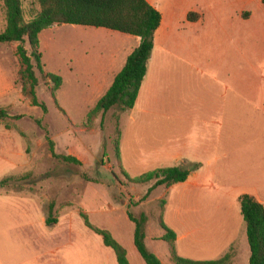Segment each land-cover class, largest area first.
Returning a JSON list of instances; mask_svg holds the SVG:
<instances>
[{
	"label": "rangeland",
	"instance_id": "374dc122",
	"mask_svg": "<svg viewBox=\"0 0 264 264\" xmlns=\"http://www.w3.org/2000/svg\"><path fill=\"white\" fill-rule=\"evenodd\" d=\"M233 2L224 3L227 15L234 13ZM241 2L246 10L243 18L248 19L251 13L256 24H231L224 30L200 26L180 29L175 53L179 58H174L180 67L167 71L166 83L162 79L151 92L149 112L135 115L133 120L121 107L103 117L99 114L92 121L88 119V113L112 83V58L133 45L125 43L121 33L73 25L52 26L40 33L44 73L58 76L62 83L52 95L53 83L35 71L37 100L45 105L46 114L32 106L22 92L17 44H0V108L10 116L0 120V264H117L113 251L84 226L80 214H85L94 228L109 231L128 252L130 264H145L133 245L134 224L126 212L134 217L144 214L147 234L156 236L163 233L158 225L161 215L169 227L176 212L188 214L192 208L190 201L183 203L179 187L169 193L165 188H156L141 201L154 182L130 181L151 169L147 163L165 145L164 137L159 140L162 133L165 137L176 134L177 144L198 156L221 192L256 188L264 196L263 114L250 106L238 109L236 120L223 129L229 139L216 143L211 139L213 127L205 123L209 76L195 69V64H202L200 60H192L190 68L191 55L196 53L217 55L221 48L230 55L241 53L242 48L234 46L238 37L244 38L246 63L245 69L241 64L240 74L247 95H253L255 87L264 90V81L254 84L261 67L264 69V59L259 60L264 58V28L258 27L264 21V7L248 0ZM23 10L29 19L39 10L36 0H23ZM4 28L0 0V32ZM218 31L222 33L218 35ZM219 37L227 39V48L225 44H212ZM197 38L204 44L196 43ZM206 38L210 39L208 46ZM24 47L29 51L27 44ZM229 60L230 69L235 70L232 58L227 65ZM217 84L213 81L210 85H216L212 88L214 100L220 95ZM197 103L204 108L196 107ZM15 116L23 118L15 120ZM191 119L198 122L191 124ZM177 127L179 130L173 134ZM49 141L57 155L71 156L80 165L53 158ZM193 143L198 145L197 150ZM216 152L224 156L218 162L214 160ZM208 159L211 166H206ZM221 196L203 191L198 196L204 201L200 216L211 215L216 207L211 200ZM165 203L169 209L163 211ZM47 218L52 221L49 226L44 223ZM146 246L149 251L154 247L148 240Z\"/></svg>",
	"mask_w": 264,
	"mask_h": 264
},
{
	"label": "crops",
	"instance_id": "0c3cea01",
	"mask_svg": "<svg viewBox=\"0 0 264 264\" xmlns=\"http://www.w3.org/2000/svg\"><path fill=\"white\" fill-rule=\"evenodd\" d=\"M146 1L160 13L161 23L153 38V50L147 63L146 75L143 79L137 100L133 109L126 111L127 114H125L129 115L132 120L135 115L147 114L149 112L148 101L152 98V90L166 79L167 71L169 69L180 67V64L176 65L174 58H179V55L175 53L177 50V39L181 36L180 29H182V27L200 26L206 29L224 30L231 24H256L251 20L253 18L251 17V13L248 19L243 18L242 14L246 10L244 9V3L241 2V0H234L232 5L234 13L232 15H227V13H225L228 6L224 3L227 0ZM259 1L260 3L248 0V2L252 4L258 3L263 8L264 5L261 3V0ZM189 14L197 15L196 19L189 21ZM259 26L264 28V21L258 23V27ZM220 33L222 32L218 31V35H220ZM121 39L125 43H133V45H131L129 49H124L121 55L117 54L112 58L110 65L112 82L114 77L124 67L127 57L140 44L139 38L129 35H124ZM219 39L220 40L213 39L212 44H220L221 47L225 44V48H227V39H223V37H219ZM244 40V38L241 39L238 37V43L234 46L237 50L242 48L241 53L238 52V54L230 55L227 52H224V48H221V52L217 55L211 53H196V55H191L190 58L191 63L192 60H200L202 64L200 66L195 64V66H197L195 69L205 74L206 77L209 76V87H207V95L209 99L204 105L207 115L205 123L206 125L213 127V136H211V139L215 140L216 143H222L229 139V137L223 133V129L225 125L236 120L235 115L238 109L244 110L246 109V106H250L259 110L264 116V90L255 87L253 95H247V85L244 84L243 74H240L241 64L242 68L245 69L246 63V57L243 54L245 45ZM195 41L196 43L200 41L201 44H204L201 38H197ZM208 45H210V39L206 38V46ZM230 58L233 59L232 64L234 65L235 70L230 69V60L229 65H227L228 59ZM170 59H173V62ZM262 59L264 58L259 60L262 61ZM217 61L219 63H217ZM192 67L193 63L190 65L191 69ZM261 70V73H259L256 78L257 82L254 83L255 85L258 84V82H261V80L264 81L263 67H261ZM213 81L219 84V86L217 84L220 94L218 100H214L212 91V88L216 85L210 87ZM164 83H166L165 80ZM253 85L249 88L252 89ZM196 107L202 109L203 105L197 103ZM196 122H198V119H191V124ZM173 130L172 133L174 134L179 128L177 127ZM161 136H159V140H162L164 137L165 145L156 155L153 156L155 159L147 163L149 164L148 166H151V169H147V172L161 168L184 167V165L188 163L198 166L196 170L190 173L188 179L184 183L173 185L167 189V193H169L174 191L176 187H179L178 191H180L181 196H183V203L187 204V202L190 201V205L192 206L188 214L176 212L175 215H173L174 221L170 223L169 227L164 223L176 235L175 250L177 255L191 261H214L223 258L232 251L233 258L230 264H248L250 249L246 237L245 223L240 213L239 199L243 195H249L264 206V196L261 195L256 188L244 190L230 188L227 191L223 190L221 192L220 188L215 185L213 178L209 175L210 171L206 170L203 167V164L200 163V160L197 159L198 156L192 151L189 152V150L184 149V145L181 143L177 144L178 141L176 134L173 136L167 135L166 137H169L167 140L164 133H162ZM193 146L196 150L198 149L197 144L193 143ZM211 148L213 149V147ZM209 151L210 149L207 148L206 153H209ZM214 152L212 154H214ZM215 155L216 157L214 160L216 162L224 157L219 156L218 152H216ZM211 165L212 161L208 159L206 161V166ZM206 190H210L216 194L221 193L222 196L211 200L212 204L216 205V207H214L211 215L208 214L204 217L200 216L201 211L203 210L202 204L204 201L198 198V196ZM191 195L195 197L187 198ZM168 209L169 205L165 203L163 211ZM147 225L145 228V245L147 240L154 245L150 252L160 260L161 264H172L173 261L171 260L168 246L165 242L160 240L164 233H160L156 236H149L147 234ZM164 245H166V248Z\"/></svg>",
	"mask_w": 264,
	"mask_h": 264
},
{
	"label": "trees",
	"instance_id": "16d2710c",
	"mask_svg": "<svg viewBox=\"0 0 264 264\" xmlns=\"http://www.w3.org/2000/svg\"><path fill=\"white\" fill-rule=\"evenodd\" d=\"M1 2L5 13V28L0 32V44H17L19 77L24 84L22 92L30 99L32 106L40 107L46 114L45 105L39 104L37 100L35 90L38 86V78L35 71L53 83L52 95L62 84L58 76L44 73L39 53L40 33L52 26L73 25L107 29L140 39L139 46L127 57L124 67L114 77L109 89L88 113V119L92 121L99 114L103 117L115 107H121L125 111L133 109L146 75L147 63L153 50V38L161 23L160 13L146 0H36L39 10L29 19L25 17L23 0H1ZM261 3L264 5V0H261ZM196 17L195 14H189L188 20L193 21ZM25 44L28 45L29 51L24 47ZM8 118L10 116L7 112L0 108V120ZM22 118L23 116L13 117L15 120ZM49 151L55 159L80 165V162L71 156L57 155L52 141H49ZM196 169L197 165L190 168H161L130 181L135 184L154 182L141 199L144 201L156 188L168 189L173 185L184 183L190 173ZM239 203L250 249L248 264H264V206L249 195L241 196ZM126 213L128 220L134 224L133 245L139 256L145 264H161L145 245L147 217L144 214L134 217L129 212ZM51 214L52 207L49 208V215ZM80 217L84 226L99 235L103 245L113 251L117 264H130L126 249L109 231L94 228L85 214H80ZM51 222L49 218L45 221L47 226ZM158 225L164 233L160 240L167 244L174 264H230L233 258L232 251L214 261H191L179 257L175 250L176 235L164 224L162 215Z\"/></svg>",
	"mask_w": 264,
	"mask_h": 264
}]
</instances>
